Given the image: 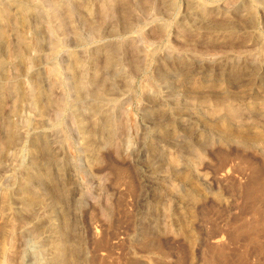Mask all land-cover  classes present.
<instances>
[{
  "label": "rangeland",
  "instance_id": "obj_1",
  "mask_svg": "<svg viewBox=\"0 0 264 264\" xmlns=\"http://www.w3.org/2000/svg\"><path fill=\"white\" fill-rule=\"evenodd\" d=\"M251 200L264 0H0V264H211Z\"/></svg>",
  "mask_w": 264,
  "mask_h": 264
},
{
  "label": "bare ground",
  "instance_id": "obj_2",
  "mask_svg": "<svg viewBox=\"0 0 264 264\" xmlns=\"http://www.w3.org/2000/svg\"><path fill=\"white\" fill-rule=\"evenodd\" d=\"M246 208L255 210V214L264 218V203H262L260 207H256V202L251 200L246 204L244 212L247 210ZM241 228L242 229L238 232V234H232L229 236L230 243L234 245L232 249L229 250V247H226L225 245L208 246L211 253L203 257L204 262L211 264H264V259L262 258H257L254 262L251 261V246L258 252V255H262L264 254V243L262 242L259 245H256V239L252 236V230L249 226L247 227L242 225Z\"/></svg>",
  "mask_w": 264,
  "mask_h": 264
}]
</instances>
